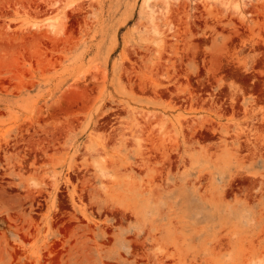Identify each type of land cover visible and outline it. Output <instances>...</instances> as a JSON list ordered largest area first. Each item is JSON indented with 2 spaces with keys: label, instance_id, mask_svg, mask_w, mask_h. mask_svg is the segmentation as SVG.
<instances>
[{
  "label": "rangeland",
  "instance_id": "374dc122",
  "mask_svg": "<svg viewBox=\"0 0 264 264\" xmlns=\"http://www.w3.org/2000/svg\"><path fill=\"white\" fill-rule=\"evenodd\" d=\"M0 264H264V0H0Z\"/></svg>",
  "mask_w": 264,
  "mask_h": 264
}]
</instances>
